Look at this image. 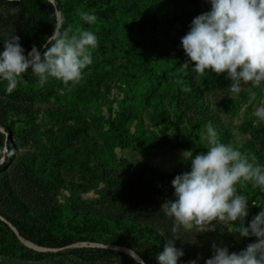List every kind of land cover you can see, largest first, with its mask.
Masks as SVG:
<instances>
[{"label": "trees", "instance_id": "1", "mask_svg": "<svg viewBox=\"0 0 264 264\" xmlns=\"http://www.w3.org/2000/svg\"><path fill=\"white\" fill-rule=\"evenodd\" d=\"M53 1L56 8L47 0H0V25L11 30L0 34V52L3 42L16 35L25 56L32 46L43 54L41 45L57 24L56 9L64 28L92 32L98 46L78 84L50 78L40 86L28 69L9 94L0 80V216L38 246L118 245L145 264H159L167 241L160 227L172 223L154 199L157 185L171 184L190 170H163L144 159L158 149L206 152L210 123L220 142L239 143L241 152L256 155L264 165V121L252 122L254 106L264 99V83L253 89L257 96L249 104L246 89L237 96L229 93L226 74L206 71L195 79L194 64L186 75L180 69L187 60L180 41L193 19L211 10L209 0ZM80 12L95 15L96 21L84 22ZM114 88L121 100L111 99ZM240 111L237 130L248 134L246 139L223 121ZM115 150H133L143 161L117 159ZM91 191L94 198L83 197ZM237 192L248 201L247 227L264 207V190L241 182ZM234 223L229 225L235 232L240 222ZM239 237L236 242L220 235L211 244L224 238L231 254L256 242L251 235ZM0 254L38 262L65 255L83 261L120 257L123 264H139L100 248L37 253L1 220Z\"/></svg>", "mask_w": 264, "mask_h": 264}, {"label": "clouds", "instance_id": "2", "mask_svg": "<svg viewBox=\"0 0 264 264\" xmlns=\"http://www.w3.org/2000/svg\"><path fill=\"white\" fill-rule=\"evenodd\" d=\"M209 3L211 10L195 17L180 41L187 57L180 69L186 75L189 64H194L191 71L195 79L204 76L206 71L217 76L226 74L231 81L228 91L232 96L250 85L246 88L250 104L257 96L253 89L264 83V0H209ZM79 15L86 23L96 21L93 14L80 12ZM97 46L96 35L79 28L75 31L72 27L64 28L62 18L41 45L45 49L43 54L32 46L25 56L19 36L12 35L3 42L0 52V80L6 82L9 94L28 69L38 77L40 86L50 78L65 85L78 84L83 79V70L92 63V50ZM254 115L264 121V106L258 107ZM206 129L204 138L208 150L194 158L191 150L181 153L182 161L191 160V170L175 176L171 182L175 200L161 205V211L174 221L171 229L174 235L167 239L157 260L159 264H178L184 253L174 246V241L179 239L175 234L181 229L205 232L214 230L218 223L239 221L235 233L241 237L254 236L256 242L231 254L226 247L213 244L214 254L205 264H264V207H260L261 211L245 227L248 201L237 192L241 182L264 190V165L256 155L241 152L239 143L220 142L210 123ZM189 264L197 262L193 260Z\"/></svg>", "mask_w": 264, "mask_h": 264}, {"label": "rangeland", "instance_id": "3", "mask_svg": "<svg viewBox=\"0 0 264 264\" xmlns=\"http://www.w3.org/2000/svg\"><path fill=\"white\" fill-rule=\"evenodd\" d=\"M7 31H11V30L7 27L0 25V34L3 32H7ZM247 87L248 86H245V89ZM122 96L123 95L120 94L119 90L116 88L112 90V93L110 95L111 99L116 98L118 100H121ZM260 106H264V99H262L258 104L254 106V111L252 114V122L254 124H257L259 121H261L259 118H257L254 115L256 109ZM242 118H243L242 111H240L239 114L234 119L232 120L223 119V121L231 126V129L235 135H238L239 138L246 139L248 138V134L240 135L238 134L239 132L237 130V126L242 123ZM133 126H134V123L132 124V127ZM114 152H115L117 159H128L131 163H134V164H138L143 161L141 156L133 150H126V151L115 150ZM181 153L182 152H179V151L169 152L163 149H158L153 152V157H147L144 160L146 163L150 165H154L163 170H170V171L191 170V160L187 162L182 161ZM195 155L197 154L193 153L192 158H194ZM157 190L158 191L154 199L157 202L158 206L161 207V205L167 200H173V201L175 200L174 189L172 188L171 184L159 183L157 185ZM83 197L86 199H92L95 197V193L91 191L83 195ZM170 219L172 223L171 225L166 222H163L160 227L165 232L164 235L166 236L167 239H171L174 235L171 231L174 221L172 218ZM175 235L179 236V239L174 241V246L177 249H182L184 253V255L179 259L178 262H183L184 264H189V262L193 260H195L197 264H205V261L211 258L214 254V251L212 248V245L214 243L211 244V242L216 241L220 235L226 237V239L230 237L232 240L236 242L240 241V237L238 233H235L229 224H219V223L215 224L214 230H211V231L197 232V230L195 229L191 231H185L181 229ZM224 240L225 239L222 238V241L220 243H215V245L218 247L227 248L228 243L224 242ZM0 264H123V261L121 260L120 257L115 258V259H107V260L99 259L96 261H83V260L74 258L70 255H65L62 257H56L53 261H41V262L40 261L39 262L38 261H22L16 257L15 258H4L3 257Z\"/></svg>", "mask_w": 264, "mask_h": 264}, {"label": "water", "instance_id": "4", "mask_svg": "<svg viewBox=\"0 0 264 264\" xmlns=\"http://www.w3.org/2000/svg\"><path fill=\"white\" fill-rule=\"evenodd\" d=\"M47 1L52 3L55 7V3L53 0H47ZM56 16H57V23H59L61 18H60V13H59V11H57V9H56ZM7 137L8 136H6V138ZM3 160H4V158H2V160L0 161V164L3 162ZM0 220L2 222H4L10 228V230L14 233V235L20 241V243H22L26 248L31 249L37 253H54V252H58V251H61L63 249H69V248H82V247L100 248V249H108V250H113V251L124 253V254L130 256L135 262H137L139 264H145L144 261L140 258V256L138 254H136L135 252H133L132 250H130L127 247L118 246V245H103V244H99V243L80 242V243L71 244V245L64 247V248H49V247L38 246V245L24 239L20 235V233L17 231V229L9 221H7L5 218L0 216Z\"/></svg>", "mask_w": 264, "mask_h": 264}, {"label": "built area", "instance_id": "5", "mask_svg": "<svg viewBox=\"0 0 264 264\" xmlns=\"http://www.w3.org/2000/svg\"><path fill=\"white\" fill-rule=\"evenodd\" d=\"M2 259H3V257H2V255L0 254V262L2 261Z\"/></svg>", "mask_w": 264, "mask_h": 264}]
</instances>
